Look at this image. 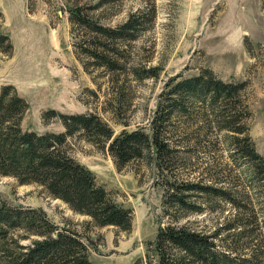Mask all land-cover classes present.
I'll list each match as a JSON object with an SVG mask.
<instances>
[{
  "label": "rangeland",
  "instance_id": "1",
  "mask_svg": "<svg viewBox=\"0 0 264 264\" xmlns=\"http://www.w3.org/2000/svg\"><path fill=\"white\" fill-rule=\"evenodd\" d=\"M0 12V32L13 45L11 55L0 53V89L11 85L27 102L24 131L64 132L58 119L42 120L54 110L97 115L113 137L138 129L149 133L169 80L208 69L223 82L245 83L247 134L264 158V0H0ZM74 14L108 29L136 15L140 30L134 41H107L87 25L71 23ZM86 50H107L104 56L117 57L120 67H98ZM196 107L200 114L170 121L165 138L171 154L161 170L149 158L118 170L107 147L79 133L68 139L73 159L131 211L130 232L92 226L41 187L11 177H0V200L11 208L41 209L55 226L76 231L98 264H157L155 237L173 222L211 236L232 257L264 251V189L234 153L232 133L214 128L211 116ZM181 184L226 191L242 207L191 191L187 200L199 211H176L168 199ZM240 223L241 230L235 226ZM25 236L16 230L9 238L22 246L38 239Z\"/></svg>",
  "mask_w": 264,
  "mask_h": 264
},
{
  "label": "trees",
  "instance_id": "2",
  "mask_svg": "<svg viewBox=\"0 0 264 264\" xmlns=\"http://www.w3.org/2000/svg\"><path fill=\"white\" fill-rule=\"evenodd\" d=\"M71 23L87 25L105 40L113 42L134 41L141 25L140 17L136 15L130 16L115 29L94 25L79 14L71 16ZM86 51L88 57L96 60L98 67L109 70L120 67L117 57L104 56L107 50L99 53ZM12 52L9 37L0 32V53L9 56ZM244 86L245 83L223 82L208 69L195 77L171 79L161 95L151 122V131H123L116 137L97 115H65L54 110L43 113L42 120L58 119L64 132L38 135L33 131H24L21 124L29 106L13 86H3L0 89V177L14 178L19 185L35 184L41 187L49 197L61 201L74 214L88 217L92 226H112L130 232L133 220L131 211L122 208L111 193L98 184L94 174L73 159L69 153L68 139L79 133L99 148L107 147L118 170L134 160L148 158L152 162L156 160L161 170L162 162L171 154L165 138L170 121L177 116L200 114L195 110L196 105L200 104L202 112L211 116L210 122L214 123V128L232 133L234 153L249 163L259 187L264 189V158L256 152L245 126L250 113L244 100ZM242 135L244 137L240 138ZM191 191L229 202L238 209L242 207L230 193L199 184L175 187L169 195L168 205L185 214L199 211L187 200L185 193ZM166 203L163 205L166 206ZM175 217L176 220L179 218ZM240 225L242 223L235 226L240 229ZM16 230L25 232L26 238L36 236L38 239L31 241L29 246L19 245L17 240L9 238L10 231ZM153 245L157 264H263L264 260L261 249L252 250L247 257H232L219 249L211 236L174 222L159 228ZM0 264L91 262L88 245L76 231L66 226H55L41 209L11 208L0 200Z\"/></svg>",
  "mask_w": 264,
  "mask_h": 264
},
{
  "label": "crops",
  "instance_id": "3",
  "mask_svg": "<svg viewBox=\"0 0 264 264\" xmlns=\"http://www.w3.org/2000/svg\"><path fill=\"white\" fill-rule=\"evenodd\" d=\"M89 261L91 262V264H98L95 259H93L92 255H89Z\"/></svg>",
  "mask_w": 264,
  "mask_h": 264
}]
</instances>
